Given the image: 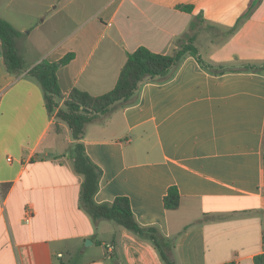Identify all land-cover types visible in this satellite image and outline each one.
Returning a JSON list of instances; mask_svg holds the SVG:
<instances>
[{
    "label": "crops",
    "instance_id": "obj_1",
    "mask_svg": "<svg viewBox=\"0 0 264 264\" xmlns=\"http://www.w3.org/2000/svg\"><path fill=\"white\" fill-rule=\"evenodd\" d=\"M0 17L19 31L23 60L10 74L0 49V264H164L152 242L86 211L75 142L100 169L94 201L127 197L172 264H255L264 72L244 66L264 63V0H0ZM189 39L196 56L164 82H143L135 102L94 116L80 139L56 117L72 88L111 90L138 46L171 54ZM67 53L56 71L63 97L49 113L27 72ZM172 185L180 203L167 210Z\"/></svg>",
    "mask_w": 264,
    "mask_h": 264
},
{
    "label": "trees",
    "instance_id": "obj_2",
    "mask_svg": "<svg viewBox=\"0 0 264 264\" xmlns=\"http://www.w3.org/2000/svg\"><path fill=\"white\" fill-rule=\"evenodd\" d=\"M177 8L190 12L191 5H177ZM19 31L0 17V49L5 68L10 74H17L23 69V60L15 47V38ZM187 54L197 55V49L191 39L178 42L171 54L150 51L145 46H138L126 54L114 87L97 96L72 88L64 99V107L59 108L56 117L65 121L71 130L73 139L78 140L83 134L86 123L97 114H106L118 104H130L137 100L140 85L146 81L164 82L174 76L180 63ZM72 53L65 54L58 61L49 62L45 59L35 64L27 72L41 86L44 104L49 113L58 105L63 96L57 82V69L70 61ZM246 70L264 72V63L244 66ZM222 72L221 70H210ZM74 162L77 172L83 174L80 200L91 217L111 221L123 227L141 239L149 240L158 249L164 264H172L164 252L162 244L150 228L141 226L134 217L127 197L118 196L110 203H96L93 196L97 190L100 169L85 154L83 145L74 144ZM263 194H264V154H263ZM180 195L176 186H169L163 196V206L167 210L179 207ZM255 264H264V252L253 256Z\"/></svg>",
    "mask_w": 264,
    "mask_h": 264
},
{
    "label": "rangeland",
    "instance_id": "obj_3",
    "mask_svg": "<svg viewBox=\"0 0 264 264\" xmlns=\"http://www.w3.org/2000/svg\"><path fill=\"white\" fill-rule=\"evenodd\" d=\"M235 215H236V217H239V215L237 214V213H235ZM225 216L226 215H223V214H221V216H219V219H224L225 218ZM102 221H104V222H107V221H105V220H102ZM86 240H89V241H92L91 239H86ZM231 240V239H230ZM83 245H85V240H84V242H83ZM92 250H97L95 247L92 249ZM88 252H90V254L88 253ZM94 254H92V252L91 251H89V249H88V251H87V253L86 254H76L74 257V259H73V261H76V260H78V259H80V258H82V259H86V258H89V257H91V256H93ZM109 264H113L111 261H109Z\"/></svg>",
    "mask_w": 264,
    "mask_h": 264
},
{
    "label": "water",
    "instance_id": "obj_4",
    "mask_svg": "<svg viewBox=\"0 0 264 264\" xmlns=\"http://www.w3.org/2000/svg\"><path fill=\"white\" fill-rule=\"evenodd\" d=\"M89 243H91V241H89V240H85V245H87V244H89Z\"/></svg>",
    "mask_w": 264,
    "mask_h": 264
},
{
    "label": "built area",
    "instance_id": "obj_5",
    "mask_svg": "<svg viewBox=\"0 0 264 264\" xmlns=\"http://www.w3.org/2000/svg\"><path fill=\"white\" fill-rule=\"evenodd\" d=\"M9 159V158H8Z\"/></svg>",
    "mask_w": 264,
    "mask_h": 264
}]
</instances>
